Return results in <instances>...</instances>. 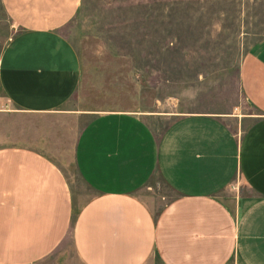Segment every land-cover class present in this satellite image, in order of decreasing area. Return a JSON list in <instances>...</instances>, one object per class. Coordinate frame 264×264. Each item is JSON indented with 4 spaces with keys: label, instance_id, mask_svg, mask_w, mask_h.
I'll return each instance as SVG.
<instances>
[{
    "label": "crops",
    "instance_id": "0c3cea01",
    "mask_svg": "<svg viewBox=\"0 0 264 264\" xmlns=\"http://www.w3.org/2000/svg\"><path fill=\"white\" fill-rule=\"evenodd\" d=\"M1 4L20 31L0 55V90L25 113L55 112L81 82L62 29L82 0ZM238 86L235 109L173 116L161 134L136 112L95 117L73 152L94 192L82 205L56 159L0 140V264H71L54 262L67 242L79 264H264V41ZM156 175L176 194L158 214L138 196Z\"/></svg>",
    "mask_w": 264,
    "mask_h": 264
},
{
    "label": "rangeland",
    "instance_id": "374dc122",
    "mask_svg": "<svg viewBox=\"0 0 264 264\" xmlns=\"http://www.w3.org/2000/svg\"><path fill=\"white\" fill-rule=\"evenodd\" d=\"M19 31L0 0V55ZM62 33L81 61L76 94L55 112L33 115L0 90V140L35 146L56 159L82 205L94 192L73 152L95 117L136 112L161 134L173 116L235 109L241 62L264 41V0H82ZM234 187L221 194L224 200ZM175 195L158 175L138 193L155 214ZM57 255L79 264L69 242L54 262Z\"/></svg>",
    "mask_w": 264,
    "mask_h": 264
}]
</instances>
